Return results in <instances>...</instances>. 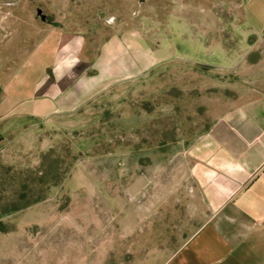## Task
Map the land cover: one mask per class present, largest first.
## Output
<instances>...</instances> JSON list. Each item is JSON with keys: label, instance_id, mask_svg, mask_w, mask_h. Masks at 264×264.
Instances as JSON below:
<instances>
[{"label": "rangeland", "instance_id": "obj_1", "mask_svg": "<svg viewBox=\"0 0 264 264\" xmlns=\"http://www.w3.org/2000/svg\"><path fill=\"white\" fill-rule=\"evenodd\" d=\"M45 21L85 37L70 59L95 85L73 111L1 127L0 264H162L200 226L192 144L251 77L250 39L227 36L244 28L219 0H0L12 43ZM26 56L12 46V68ZM43 154L59 185L34 183Z\"/></svg>", "mask_w": 264, "mask_h": 264}, {"label": "crops", "instance_id": "obj_2", "mask_svg": "<svg viewBox=\"0 0 264 264\" xmlns=\"http://www.w3.org/2000/svg\"><path fill=\"white\" fill-rule=\"evenodd\" d=\"M219 1L223 16L244 28L228 24L227 36L249 37L248 49L257 55L248 64L253 72L242 80L245 87L222 100L206 134L192 144L190 206L203 216L162 264H264V0ZM40 27L34 43L31 36L29 43L18 36L15 44L11 32L0 33V134L12 118L73 111L95 85L75 83L79 65L70 57L85 48L81 32L62 31L48 21ZM12 46L28 53L13 68ZM61 59L72 67L57 79L53 67Z\"/></svg>", "mask_w": 264, "mask_h": 264}, {"label": "trees", "instance_id": "obj_3", "mask_svg": "<svg viewBox=\"0 0 264 264\" xmlns=\"http://www.w3.org/2000/svg\"><path fill=\"white\" fill-rule=\"evenodd\" d=\"M49 162H50V164H49ZM53 163H54L53 161L52 162L49 161L47 154L42 155L41 164L37 168V173H36L37 175H36L35 182H34L35 184H40V185L45 186V187H47L48 185L49 186H56V185L60 184V182L64 176L60 175L58 170L53 169ZM42 199H43V196H36L32 200L27 199L21 205H17L16 207H13L11 209L3 211V213H8V212L14 213L16 211L22 210V209L34 204L36 202H39ZM9 230H11V227H9L8 225H4V223H1V221H0V231L7 232Z\"/></svg>", "mask_w": 264, "mask_h": 264}, {"label": "clouds", "instance_id": "obj_4", "mask_svg": "<svg viewBox=\"0 0 264 264\" xmlns=\"http://www.w3.org/2000/svg\"><path fill=\"white\" fill-rule=\"evenodd\" d=\"M72 67V62L66 63L64 60H58L53 67V71L57 73V79L63 77L67 70Z\"/></svg>", "mask_w": 264, "mask_h": 264}]
</instances>
